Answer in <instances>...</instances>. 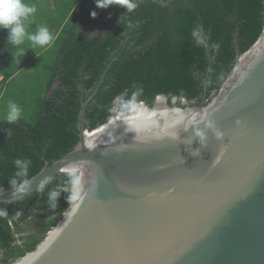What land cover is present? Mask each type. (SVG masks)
Segmentation results:
<instances>
[{
	"label": "water",
	"instance_id": "obj_1",
	"mask_svg": "<svg viewBox=\"0 0 264 264\" xmlns=\"http://www.w3.org/2000/svg\"><path fill=\"white\" fill-rule=\"evenodd\" d=\"M207 88L206 78L201 102L159 95L138 110L162 98L169 114L129 122L120 96L114 117L88 130L96 89L74 149L25 192L0 189L1 208L62 174L80 180L56 235L13 264H264V30L216 96Z\"/></svg>",
	"mask_w": 264,
	"mask_h": 264
},
{
	"label": "trees",
	"instance_id": "obj_2",
	"mask_svg": "<svg viewBox=\"0 0 264 264\" xmlns=\"http://www.w3.org/2000/svg\"><path fill=\"white\" fill-rule=\"evenodd\" d=\"M60 1L67 14L63 24L69 22L58 32L40 118L35 125L0 121V189L5 191L12 190L15 159L31 161L26 177L30 180L74 149L80 141L82 106L98 86L84 114L88 130L114 117L120 96L119 116L136 115L139 104L152 106L159 95L169 103L175 97L201 102L207 78L210 99L237 57L247 53L264 30V0H172L166 5L138 0L131 13L120 5L99 8L96 0ZM196 27L206 37L205 45L195 43ZM4 65L7 59L0 54V84L14 75L8 76ZM68 178L57 176L42 191L38 188L22 200L1 205L8 215L0 217V264L22 259L41 243L34 239L20 245L22 238L14 228L32 218L50 231L75 203L62 191ZM52 190L61 191L54 209L48 204Z\"/></svg>",
	"mask_w": 264,
	"mask_h": 264
},
{
	"label": "rangeland",
	"instance_id": "obj_3",
	"mask_svg": "<svg viewBox=\"0 0 264 264\" xmlns=\"http://www.w3.org/2000/svg\"><path fill=\"white\" fill-rule=\"evenodd\" d=\"M66 1L72 2L74 0ZM23 2L29 6L34 5L36 8L35 13L31 14L25 21L26 32L35 34L39 27H46L53 39L49 44L41 47L33 45L31 41L25 38V41L19 46L25 55L19 58L20 53H17L18 58L15 59L12 52H16V49L11 44H7L9 32L7 29L0 28V54L4 55L8 62V65L3 66L4 70L8 76L16 73L7 84H1L0 121H7L8 102L12 101L21 109L18 120L25 121L29 125H35L40 118L42 99L46 96L47 84L51 78V66L54 60L52 57L57 51L58 32L62 30L67 14L60 9L62 5L60 0H23ZM41 224L40 220L33 221L30 218L21 228H14L16 237L22 238L19 244L24 245L25 242L34 239H39L42 242L48 236H51L50 241L62 225L56 231L55 229L52 231L56 227L54 224L53 228L46 232L43 230L44 225Z\"/></svg>",
	"mask_w": 264,
	"mask_h": 264
},
{
	"label": "clouds",
	"instance_id": "obj_4",
	"mask_svg": "<svg viewBox=\"0 0 264 264\" xmlns=\"http://www.w3.org/2000/svg\"><path fill=\"white\" fill-rule=\"evenodd\" d=\"M96 4L97 7L102 9L112 5H120L127 9V13H131L138 7V0H96ZM35 11L36 8L34 5L29 6L25 4L23 0H0V28L7 29L9 32L7 44H11L13 48L16 49V52H12L15 59L18 58L17 53H20L19 58L25 55L19 48L25 41V38L31 41L33 45H39L41 47L49 44L53 39L46 27H39L35 34H28L26 32L25 21H27L29 16L35 13ZM91 15L95 17L96 13L92 12ZM192 37L198 46L205 45L206 37L202 34L199 27L193 29ZM215 47L218 48L219 46L215 45ZM20 115L21 109L19 106L15 102L9 101L6 120L9 123H14L20 118ZM13 164L17 170L14 176L9 180L10 186L15 192L23 193L26 191L27 187L30 186V181L26 177L31 161L17 158L13 161ZM79 185V177L74 172H70L67 186L62 189L63 192L68 194V202L75 201L79 198ZM43 187L44 185L41 184V191ZM60 195V190H52L48 193V204L51 208L54 209L57 207ZM7 215V209H0V217H6Z\"/></svg>",
	"mask_w": 264,
	"mask_h": 264
},
{
	"label": "bare ground",
	"instance_id": "obj_5",
	"mask_svg": "<svg viewBox=\"0 0 264 264\" xmlns=\"http://www.w3.org/2000/svg\"><path fill=\"white\" fill-rule=\"evenodd\" d=\"M170 112L167 110V107L165 106V104H164V101H163V99L162 98H160V100H159V109H157V110H149V109H147L145 106H140V108H139V110H138V112H137V116L136 117H134L133 119H119V121H121V122H129L128 120H134V119H137V118H141V117H145V116H148V115H152V114H169ZM62 224V223H61ZM60 224V225H61ZM60 225H59V227H60ZM62 226V225H61ZM58 227V228H59ZM57 228V229H58ZM61 228V227H60ZM59 228V229H60ZM57 229H55V231L57 230ZM58 229V230H59ZM58 230L56 231V233L58 232ZM56 233L54 234V235H56ZM50 237L51 236H48L47 237V240L44 242V244L42 245V246H44V245H46L47 244V242H49V239H50ZM54 237V236H53ZM31 256H33V254L32 255H29V258L31 257Z\"/></svg>",
	"mask_w": 264,
	"mask_h": 264
},
{
	"label": "flooded vegetation",
	"instance_id": "obj_6",
	"mask_svg": "<svg viewBox=\"0 0 264 264\" xmlns=\"http://www.w3.org/2000/svg\"><path fill=\"white\" fill-rule=\"evenodd\" d=\"M152 1L159 4V5H166L167 3H169L172 0H152ZM0 255H1V259H2L1 251H0Z\"/></svg>",
	"mask_w": 264,
	"mask_h": 264
},
{
	"label": "crops",
	"instance_id": "obj_7",
	"mask_svg": "<svg viewBox=\"0 0 264 264\" xmlns=\"http://www.w3.org/2000/svg\"><path fill=\"white\" fill-rule=\"evenodd\" d=\"M15 74H16V73H14V75H15ZM14 75H13V77H14ZM3 78H4V77L1 75V76H0V81H2ZM10 80H11V79H10ZM10 80H9V81H10ZM9 81H7L6 84H7ZM0 85H1V84H0ZM0 88H2V85L0 86Z\"/></svg>",
	"mask_w": 264,
	"mask_h": 264
}]
</instances>
